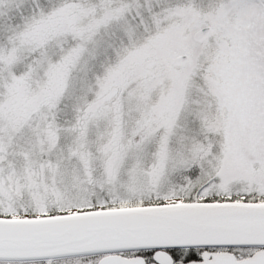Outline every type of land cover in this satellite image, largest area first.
Masks as SVG:
<instances>
[{"label": "snow or ice", "instance_id": "obj_1", "mask_svg": "<svg viewBox=\"0 0 264 264\" xmlns=\"http://www.w3.org/2000/svg\"><path fill=\"white\" fill-rule=\"evenodd\" d=\"M0 264H264V0H0Z\"/></svg>", "mask_w": 264, "mask_h": 264}]
</instances>
